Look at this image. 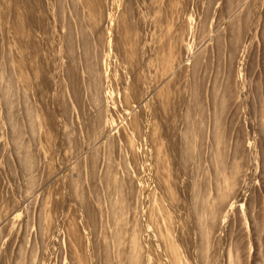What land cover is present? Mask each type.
I'll return each instance as SVG.
<instances>
[{
  "label": "rangeland",
  "instance_id": "374dc122",
  "mask_svg": "<svg viewBox=\"0 0 264 264\" xmlns=\"http://www.w3.org/2000/svg\"><path fill=\"white\" fill-rule=\"evenodd\" d=\"M0 264H264V0H0Z\"/></svg>",
  "mask_w": 264,
  "mask_h": 264
}]
</instances>
